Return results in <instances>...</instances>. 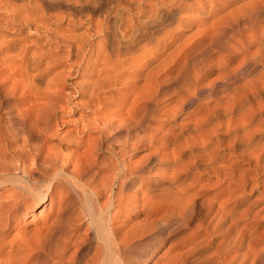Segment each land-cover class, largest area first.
<instances>
[{"label": "bare ground", "instance_id": "obj_1", "mask_svg": "<svg viewBox=\"0 0 264 264\" xmlns=\"http://www.w3.org/2000/svg\"><path fill=\"white\" fill-rule=\"evenodd\" d=\"M152 1L0 0V264H264V0L191 35V0Z\"/></svg>", "mask_w": 264, "mask_h": 264}, {"label": "rangeland", "instance_id": "obj_2", "mask_svg": "<svg viewBox=\"0 0 264 264\" xmlns=\"http://www.w3.org/2000/svg\"><path fill=\"white\" fill-rule=\"evenodd\" d=\"M204 1V2H203ZM253 1H255V0H253ZM252 0H191L190 1V3L187 5L188 6V8H189V10H183L180 14H178V16L180 17V18H183V19H190V20H192V21H195V23L196 24H194L192 27H188V28H186V27H184V30H187V29H190V31H188V33L191 35V34H193V33H195L196 31H198V30H204L205 28H211V26H214V25H216V24H218V23H220V22H230V20L231 21H234L233 19H235V21H236V18H238L237 20H241L242 18H241V15H242V17H244L245 15V13L247 14V11L249 12V10L251 11V9H253V4L255 3V2H253ZM108 2L109 1H104L103 3H105V4H108ZM246 2V3H245ZM243 3V4H242ZM244 3H245V5H244ZM149 4L150 5H152L153 6V4H154V1H152V0H149ZM243 5V6H242ZM252 5V6H251ZM255 5V4H254ZM157 6V5H156ZM242 8H241V7ZM210 7V8H209ZM212 7H214V9H215V11L212 13V15H210V16H207V12H208V10L209 9H211ZM221 7V8H220ZM222 7H224V8H222ZM206 9L207 8V10H205V11H202L203 9ZM239 8H241L240 9V11L238 10V12L236 11L237 9H239ZM235 9V10H234ZM194 10V11H193ZM242 10V11H241ZM230 11V12H229ZM235 11V12H234ZM53 12H56V11H53ZM228 13H232V14H228ZM236 15H235V14ZM239 13H241V15L239 14ZM36 14L40 17V18H43V17H46L47 18V16L40 10V9H37L36 10ZM214 14V15H213ZM234 14V15H233ZM239 14V15H238ZM225 15V16H224ZM125 16H128V15H126L125 14ZM212 16V17H211ZM225 18H227V19H224V17ZM230 16H231V19H230ZM235 16H238V17H235ZM192 17L194 18V19H192ZM219 17H221L222 18V20H221V18L219 19ZM241 18V19H240ZM59 15H58V17L55 19H52L51 20V28L53 29V35L54 36H56V35H59V34H62V33H67L69 30V25L67 24V21L66 20H64V19H59ZM198 19H206V23L203 25V22H197L198 21ZM218 19V20H217ZM230 19V20H229ZM229 20V21H228ZM218 21H220V22H218ZM45 22V21H44ZM211 22V23H210ZM212 22H214L213 24H212ZM215 22H216V24H215ZM218 22V23H217ZM202 23V24H201ZM211 25H210V24ZM175 24V26H176V28L178 27V25H177V23H174ZM203 25V26H202ZM205 27V28H204ZM179 28H182V27H180L179 26ZM83 30V28L82 27H79L78 29H75V31H73L75 34L76 33H79V32H81ZM173 29H171V31H172ZM176 29H174V31H175ZM188 35V34H187ZM36 36H38V37H36V39L38 40V43L39 44H45L46 45V49L48 48V50H52V52H50L49 51V54H52L53 52H55L56 51V54L58 55V56H56V54H54L53 55V57L55 56L56 57V59L58 60H52L51 62L52 63H50V68L49 69H47V70H45L44 71V75H46L47 74V72H48V70H52V71H55V72H57V70H59V69H57L56 67L58 66V63L59 62H64L66 59H63V57H64V53L67 51V47L66 46H60V47H56L57 45H59L58 44V42L56 41V40H58V39H55V38H53V37H50V40H47V35H46V33H39V34H36ZM162 36V37H161ZM160 37H158L157 39H159V40H165V39H168L169 38V36H170V33H167V34H165V35H161ZM34 39L35 38V36H29V39ZM197 38H198V36H197ZM196 39V38H195ZM36 40V41H37ZM46 40L48 41V42H51V44H46ZM98 41L100 42V41H102V39H101V37H99V36H97V37H95L94 38V40L92 41V46H94L93 48H92V51H93V56H92V60L93 59H95L96 57H94L95 56V53H97L98 51L100 52V50H98V48H100L101 49V46H99L98 48L96 47L97 46V43H98ZM97 42V43H96ZM57 44V45H56ZM29 45V49H30V51H34V50H36V45H34L33 43H31V46H30V44H28ZM56 45V46H55ZM95 48H97V49H95ZM57 49V50H56ZM96 50H98V51H96ZM154 52H156V48H154V49H152V50H149V54L150 53H154ZM63 57H62V56ZM60 56L62 57V58H60ZM54 57V58H55ZM100 58H102V57H100V56H98L97 58H96V60H98V62L96 63V61H94V62H92L91 61V63H96L94 66H92L93 64H90V67L92 68L93 67V71L92 70H89L88 72H85V71H80L79 73H76V74H72V75H70L69 77H67L68 79H67V81H66V83L64 84V86H63V96H62V100H65L66 102H67V104H71V105H67L68 107H69V109L68 108H66L67 109V111L68 110H71L70 112H67V113H63V112H61V111H59L58 112V115L59 116H61L62 117V121L64 120V121H66V123L65 124H62L63 126L61 127V128H59V129H56L55 127L52 129V131H51V138H52V141H53V143L54 144H60V145H58V147H60L62 150H64V151H67V149H66V146H69V147H75L76 145H75V143L73 142V141H60V135L61 134H63L68 128H72L73 127V124L72 123H70L69 121H71L72 119H75L76 117H78L79 116V114H81L82 112V110H83V108L84 107H82L79 103H83L82 101V96H81V93H80V91H78V88L81 86V84H85V83H87L88 81L87 80H92V77H90L89 75H91L92 73L90 72V71H92V72H94L97 68H100L101 66H99L100 64H98V63H100L99 61V59ZM59 59H60V61H59ZM54 63V64H53ZM45 65V64H44ZM44 65L42 66V67H44ZM99 66V67H98ZM95 69V70H94ZM53 74V73H52ZM55 74V73H54ZM2 78V77H1ZM86 78V79H85ZM47 79V77H44V80H46ZM81 81V82H80ZM5 84H12V82H7V83H5ZM15 89H17L16 90V92H17V94H21L22 95V93H20L21 91H24L25 90V87H22V85L20 84V83H18L16 86H15ZM67 90H69V91H67ZM67 91V92H66ZM64 95H66V96H64ZM80 101V102H79ZM73 103H75V104H73ZM78 104V105H77ZM71 108V109H70ZM79 112V113H78ZM81 112V113H80ZM63 113V114H62ZM88 116L90 115V114H88V113H86ZM86 114H84L85 116H86ZM68 120V121H67ZM69 122V123H68ZM72 122V121H71ZM67 128V129H66ZM54 130H57L56 132L54 131ZM60 141V142H59ZM38 211H36L35 212V214L37 213ZM34 224H40V222H34V221H32L31 223H29V225H27L28 227H31V226H33ZM14 230L15 229H13L12 231H11V233L10 234H12V233H14Z\"/></svg>", "mask_w": 264, "mask_h": 264}]
</instances>
